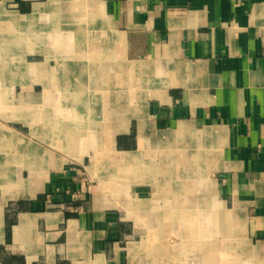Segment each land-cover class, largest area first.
Instances as JSON below:
<instances>
[{
    "label": "crops",
    "instance_id": "crops-1",
    "mask_svg": "<svg viewBox=\"0 0 264 264\" xmlns=\"http://www.w3.org/2000/svg\"><path fill=\"white\" fill-rule=\"evenodd\" d=\"M0 264H264V0H0Z\"/></svg>",
    "mask_w": 264,
    "mask_h": 264
},
{
    "label": "rangeland",
    "instance_id": "rangeland-1",
    "mask_svg": "<svg viewBox=\"0 0 264 264\" xmlns=\"http://www.w3.org/2000/svg\"><path fill=\"white\" fill-rule=\"evenodd\" d=\"M221 229H222V227H220V234H221ZM224 243H225V241H222V240H219L218 241V245L220 246V247H222L223 245H224ZM205 244V243H204ZM206 246H208L207 244H206ZM206 246L204 245V247H203V251L205 250V248H206ZM189 258H192V257H189ZM192 261H193V259H192Z\"/></svg>",
    "mask_w": 264,
    "mask_h": 264
},
{
    "label": "built area",
    "instance_id": "built-area-1",
    "mask_svg": "<svg viewBox=\"0 0 264 264\" xmlns=\"http://www.w3.org/2000/svg\"><path fill=\"white\" fill-rule=\"evenodd\" d=\"M72 196H73L74 198H76V194H72Z\"/></svg>",
    "mask_w": 264,
    "mask_h": 264
}]
</instances>
